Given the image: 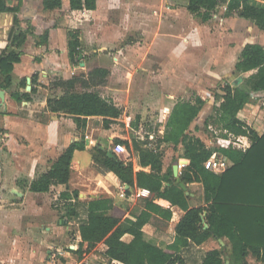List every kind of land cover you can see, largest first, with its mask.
Returning <instances> with one entry per match:
<instances>
[{"label":"crops","instance_id":"0c3cea01","mask_svg":"<svg viewBox=\"0 0 264 264\" xmlns=\"http://www.w3.org/2000/svg\"><path fill=\"white\" fill-rule=\"evenodd\" d=\"M101 1L97 0V8L86 19L71 18L68 13L70 0H62L61 8L55 9H45L43 0H5L7 5L20 6V10L18 12H0V58L4 55L16 26L15 17H19L20 24L24 29L30 27L27 40L22 47L21 60L14 65L12 87L8 89L0 87V90H5L4 102L2 103L0 99V192L3 198L13 194L22 200L25 205L19 209L20 211H17L20 216L27 214V216L34 217V220L27 224L21 222L0 224L2 232L0 238L3 240V242L0 240V264H37L38 262L39 264H55V255L50 254V247L53 246L50 230L54 231L56 226L49 213H52L51 200H56L66 188L79 192V197L75 201V215L71 217L78 218L79 221L72 224H79L86 220L89 201L98 197H109L112 200L113 211L123 218L122 225L124 227L128 226L124 221V217L128 213L139 214L146 206L147 197L137 195L139 187H130V193L126 191L125 197L119 195L122 184H125L126 189L129 186L126 183L113 180L103 171L102 163L105 157L97 149L114 151L113 148L117 144L116 138L128 139L130 137V127L132 128V126L129 124L131 120L128 109L132 105L131 95H127L126 99L118 92L119 88L109 84L97 87V89L100 87L107 89L100 90L101 95L112 98L116 104L124 107L125 118H129V120L125 119L127 127H124L123 130L119 128L118 124L122 118L111 123L109 127H105L103 117L100 115L88 116L87 125L83 130L78 127L73 116L53 112L47 104L48 97L63 94L62 88L53 87L51 84L55 77L70 78L76 73H87L94 67L109 68L111 66L110 63L106 64L103 61L101 52L97 53L93 48L90 51L85 49V46L91 44V39L98 38L100 32L104 33L109 29L108 25L105 28L104 20L98 17ZM249 1L254 5L264 7V0ZM145 4L149 12L152 3L146 2ZM158 6L164 23L160 31L165 34L161 37L162 44L168 47L165 56L161 54L160 57L168 64V67H165L168 69L167 71L175 73V78L166 79L167 82L164 85L167 89H163V93L159 94L161 95L160 100L168 102V105L164 106L169 109L167 112L169 114L179 98H184L186 94L195 92V97L199 95L205 100L203 108L195 118V125L202 120L205 125V120L212 115L210 111L217 103L216 94L222 92V87L218 90L216 88L226 82V78L236 68L238 56L245 44L260 43L264 45V29H260L253 20L237 13L235 14L238 17L235 14L227 15L225 4L223 17H218L216 13H213L212 17L207 20L197 18L189 11L187 5L183 8L174 4L165 10L164 6L161 7L160 1ZM148 12L145 16L150 18ZM48 14L59 15V17L47 18ZM69 28L81 32L83 44L79 48L77 62L73 60V53L68 45ZM47 29L49 30L48 41L44 44L38 43L37 36ZM98 49L103 51L102 48ZM90 52L96 54L90 58L87 56ZM22 82H25V85H22ZM12 90L32 91L31 98L16 99L11 94ZM169 97L173 99L170 100ZM239 115L260 134L264 132V129L259 130L261 120L264 119V110L260 104L252 101L246 103L239 111ZM206 127H210V125ZM83 134L86 138L85 148L75 149L73 153L72 174L69 183L53 185L47 192L31 191L30 183L40 173L49 169L59 155L73 141L80 140ZM195 135L201 137L200 132ZM230 137L241 140L247 146L246 148L251 145V139L246 135L229 133V140ZM217 138L218 136L209 146H217ZM168 144L180 148V145ZM160 149L164 151L163 148ZM170 154L172 152L167 148L164 151L163 171H166L170 165L173 168L175 164L168 162ZM182 158L185 157L181 156ZM185 159L188 160V163L190 162V159ZM126 160H132L137 170H150V167H141L138 164L137 155ZM186 186L187 192L192 197L191 205L200 204V200H203V183L194 181ZM55 189L56 191H54ZM154 202L162 207L170 208L173 215L171 219H165L161 215L153 213L143 229L158 244L171 242L175 237V226L184 211L179 206L172 205L166 198H155ZM36 214H40L39 218L35 217ZM38 219L42 224L37 222ZM35 224L37 229H40L41 226L44 230L43 237L37 238V235H30L35 232L31 229ZM132 238L130 233L123 236L126 241H130ZM76 240L79 241V250L86 249V243L81 247L80 239L76 238ZM219 242H221L220 239L211 237L199 245L189 243L182 251L185 264H202L206 252L213 248H219ZM72 247H74L73 244L70 245V248ZM106 248V244L103 243L100 250L103 251L105 259L110 264H125L116 259L110 260L106 255ZM43 249L48 253L46 262L43 260ZM91 250H84V255L89 254L84 262H90L88 258L90 259L93 253L90 252ZM77 252L80 254V251ZM250 257L256 259L253 255H249V262Z\"/></svg>","mask_w":264,"mask_h":264},{"label":"trees","instance_id":"16d2710c","mask_svg":"<svg viewBox=\"0 0 264 264\" xmlns=\"http://www.w3.org/2000/svg\"><path fill=\"white\" fill-rule=\"evenodd\" d=\"M226 5V14L235 13L253 20L260 29H264V7L254 5L249 0H188L189 11L203 20L212 17L220 4ZM45 9L61 8L62 0H43ZM97 8V0H70L69 14L73 19H86ZM20 6L7 5L0 0V12H18ZM16 26L4 55L0 58V87L8 89L13 84V69L21 60L22 47L27 40L30 27L24 29L18 16ZM49 30L37 36L38 43L48 41ZM81 32L68 29V45L77 62L82 46ZM94 67L89 72H80L70 78L55 77L53 87H60L63 94L50 96L48 107L57 113L73 116L79 128L85 129L88 116L100 115L105 127L125 116L124 107L112 98L104 97L96 88L107 82L116 69ZM236 70L249 73L233 82H226L222 92L216 94L218 103L214 114L205 120V125L215 124L220 129L217 146H209L198 135L192 134L190 125L200 113L205 100L197 95L194 100H179L172 111L165 115L167 131L160 137L161 142L173 143L182 149L181 156L190 159L183 166L179 179L173 175L172 165L163 171L164 151L149 145V134H131L128 139L116 138L129 152L138 156L141 167H150L149 171L137 170L132 160L124 159L116 150L97 148L105 157L103 171L113 180L128 184L130 187L147 188L151 195L147 197L145 208L139 213H128L124 217L127 227L122 225V217L113 211L114 205L109 197H98L89 201L87 218L73 226L71 235L80 239L81 247L91 250L105 243L106 255L125 264H185L182 251L189 243L202 244L211 237L222 238L219 248L206 252L202 264H250L249 255H253L264 264V132L259 133L240 117L239 111L253 98H264V45L247 43L236 62ZM25 85V82H22ZM32 92V91H31ZM31 92L12 90L16 99H30ZM129 124L136 131L139 119ZM229 133L246 135L251 145L238 148L229 140ZM85 134L80 140L73 141L54 161L52 166L40 173L29 185L34 192H47L53 185L68 184L71 178V162L75 149L85 148ZM214 152L226 157L228 167L216 173L207 169L204 162ZM198 181L204 185L203 200L191 205V195L180 185ZM79 197L77 190L66 188L53 203L54 207L67 206V214L75 215V201ZM166 198L172 205L179 206L184 214L175 226L174 240L158 244L143 229L153 213L165 219H171L170 208L154 202L155 198ZM200 199V198H199ZM204 214V219L202 215ZM68 222L67 220L65 221ZM205 223L208 226H205ZM126 233L132 234L130 241L123 239ZM78 251H82L78 250Z\"/></svg>","mask_w":264,"mask_h":264},{"label":"rangeland","instance_id":"374dc122","mask_svg":"<svg viewBox=\"0 0 264 264\" xmlns=\"http://www.w3.org/2000/svg\"><path fill=\"white\" fill-rule=\"evenodd\" d=\"M160 1L161 7L164 6L165 10H168V6L174 4L185 8L188 2V0H102L99 5L98 17L104 20L105 28L107 27L106 25H108L109 29L104 33L100 32L98 38L91 39V44L85 46V49L90 51V49L93 48L96 49L97 53L101 52L103 54V61L106 64H111L109 67L110 69H113L116 64L122 67L119 69L117 68L110 74L107 82L103 85L109 84L119 88L120 90L118 92L122 97L126 98L127 95H131L132 105L128 109L130 120H137L138 118L140 122L138 131L130 127L131 134H141L142 137L149 134L148 141L150 146L163 148L164 151L169 148L172 154H170L168 162L179 163L182 149L175 148L172 144L160 141V137L167 130L164 125V119L162 118H164V115L167 114L169 109L164 106L168 105V102L165 100L162 102V100H160L161 95L159 94L163 93V89H167L165 87L167 82L166 79L170 77L175 78V73L170 70L167 71L168 69L165 67H168V64L160 57L161 54L165 56L168 48L166 45L162 44L163 41L161 39L162 35L165 34L160 32L161 26L164 24L161 18L162 14L160 13V7L158 6ZM146 2L152 3V8L149 12L145 4ZM147 12L151 16L150 18L145 16ZM214 13H216L218 17H223L225 15L224 4H220L214 10ZM236 15L237 14H235V16ZM195 16L201 18L200 16ZM58 17L59 15L55 14L47 15V18ZM98 48H102L103 51ZM95 54V52H90L87 56L91 58V56ZM236 72V68L233 69L232 73L226 78V82H233L241 76L249 75V73H246L236 76ZM226 82L218 85L216 89H221ZM98 90L105 91L107 89L100 87ZM192 98H195V92H190L186 94L184 98H179V100H188ZM169 99L172 100L173 98L169 97ZM251 101L260 104L264 110V98L257 97L253 98ZM210 112L214 114V107ZM125 119L129 120V118L123 116L122 120L118 122L119 128L122 130L124 127H127ZM261 121L262 123H260L259 130L262 131L264 129V119ZM199 124L202 125L200 126ZM189 129L195 134L200 132L201 138L208 145H212V141L216 138L217 134L220 133V129L217 128L215 124L206 127L203 124V120L197 123V125H195L194 120ZM126 131L129 130L126 129ZM230 140L234 146H239V139L230 137ZM113 149L118 151L116 144ZM120 154L124 159H131L137 155L135 152H129L127 149L126 151L120 152ZM183 166L184 164L180 168L182 169ZM54 191H56V189ZM1 195L0 192V224L9 222V224H18V222L27 224V222L34 220V217L27 216V214L20 216L17 212L25 205L22 203L21 199H18L13 194L6 198L1 197ZM54 202L55 199L51 200L52 213H49V216L53 218L54 225L56 226L54 231L51 232L50 230V238L52 240L51 242H53V246L50 247V254L55 255V264H110L107 259H105L103 251L100 250V248L103 247V243L98 244L96 249L90 251L94 253L91 254L90 259L88 258L90 262H84L89 254H83L85 248L82 249L80 254L77 252L79 250V241L70 233L74 228L73 226L77 225L72 223L75 221L78 222L79 219L75 217L71 218L67 214L65 204H62L61 207H54ZM29 212L28 214H30ZM39 216L40 214H36L35 217L39 218ZM70 219L72 220L69 221ZM66 220L68 221L67 223L65 222ZM37 222L39 223V219ZM39 224H42V222ZM31 229L35 232H29L33 233L30 235H37V238L45 235L41 226L40 229H37L35 224ZM0 233L2 232L0 231ZM0 240H2V238H0ZM71 244H73L74 247L70 248ZM43 250V260L46 262L48 253L45 249ZM37 264H39V262ZM250 264L263 263L250 257Z\"/></svg>","mask_w":264,"mask_h":264},{"label":"built area","instance_id":"2783aa9c","mask_svg":"<svg viewBox=\"0 0 264 264\" xmlns=\"http://www.w3.org/2000/svg\"><path fill=\"white\" fill-rule=\"evenodd\" d=\"M240 144L239 146L242 147L243 149H246L247 146L244 145V143L239 140ZM238 146V147H239ZM116 147L118 149L117 152H123V151H126V148L123 144L121 143H117L116 144ZM229 160L226 158V157H223L222 155H219L217 152H214L213 155L208 158L205 162H204V165L207 169H210L216 173H220L222 171H224L228 165H229ZM183 165V163H181V166ZM121 197H125L126 196V186L125 184H122L121 185V188H120V194H119ZM137 195L138 196H145V197H148L151 195V191L147 188H138V191H137Z\"/></svg>","mask_w":264,"mask_h":264},{"label":"water","instance_id":"95a60500","mask_svg":"<svg viewBox=\"0 0 264 264\" xmlns=\"http://www.w3.org/2000/svg\"><path fill=\"white\" fill-rule=\"evenodd\" d=\"M237 72V74H236V76L237 75H239V74H241V72L240 71H238V70H236ZM0 99L2 100V103L4 102V100H5V90H0ZM1 103V104H2ZM181 162H179V163H175L174 165H173V173H174V175L179 179V174H180V172H181V163H183L184 165H186L187 163H188V160L187 159H185V158H182L181 160H180ZM180 185H181V187L183 188V189H185L186 190V193L188 194L189 192H187V186H186V184L183 182V181H180ZM14 191H16V190H14ZM17 192V191H16ZM202 217H203V219H204V214L202 215ZM205 226L207 227L208 226V224L207 223H205ZM220 240H221V242L222 243H224V241L220 238Z\"/></svg>","mask_w":264,"mask_h":264}]
</instances>
